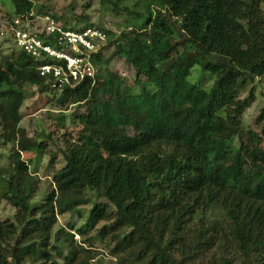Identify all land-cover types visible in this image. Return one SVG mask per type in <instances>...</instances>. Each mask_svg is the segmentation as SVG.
Masks as SVG:
<instances>
[{
  "label": "trees",
  "instance_id": "obj_1",
  "mask_svg": "<svg viewBox=\"0 0 264 264\" xmlns=\"http://www.w3.org/2000/svg\"><path fill=\"white\" fill-rule=\"evenodd\" d=\"M100 1L131 22L118 33L95 26L106 43L87 55L99 72L61 88L60 101L85 111L69 115L78 135L38 202V171L22 153L41 158L50 134L29 137L21 108L25 84L52 88L37 69L54 62L19 50L0 59V146L11 144L0 199L15 209L0 220V264H94L92 240L113 234L119 264H264V127L240 119L255 101L242 90L264 76V0H138L135 10ZM10 2L13 17L33 10ZM116 56L135 70L133 84L109 70ZM194 66L210 87L188 80ZM87 205L82 225L55 230Z\"/></svg>",
  "mask_w": 264,
  "mask_h": 264
},
{
  "label": "rangeland",
  "instance_id": "obj_2",
  "mask_svg": "<svg viewBox=\"0 0 264 264\" xmlns=\"http://www.w3.org/2000/svg\"><path fill=\"white\" fill-rule=\"evenodd\" d=\"M33 4L32 14L37 17L35 25H41L39 18L48 15L56 16L58 27L66 30L80 29L85 24H91L95 27L102 25L108 29L118 33L122 28L129 27L130 18L127 12L121 9L115 11L108 4H101L100 0H30ZM138 0H119V7H128L130 10H135L134 5ZM14 8L10 0H0V59L2 57L11 56L12 53L18 50L14 47L11 39V34L8 32L9 18L13 17ZM33 29V28H32ZM111 49H106L105 54L108 55ZM97 68V73L100 68ZM109 70L118 74L128 85L134 83L135 70L124 63L119 56L114 57L109 64ZM96 73V74H97ZM212 77L204 75L198 66H194L190 82H200L204 87H210ZM253 88L255 101L242 114L241 123L245 129H251L260 132L264 127V123L256 124L255 120L262 108H264V76L255 79L249 83L240 94L243 99L248 96L249 89ZM26 99L21 108L22 121L20 126L26 130L29 137H32L36 132H44L50 134V138L46 140V150L41 158H37L32 153H22V158L29 163L30 170L37 169L35 179L37 181L38 190L33 199V202H38L44 199V193L50 188V177L53 170L59 169L62 163L61 151L65 148L66 141H72L78 135L79 128L68 119L73 113H83L85 107H73V104L60 101L61 89L54 90L50 87L38 90L35 87L24 85ZM207 89V88H206ZM62 105V106H60ZM64 116L65 121L63 126H59L57 117ZM11 144L0 146V167H4L8 163L9 148ZM50 151V152H48ZM51 154L53 158H51ZM89 205L83 207V217L78 215L70 216L64 214L58 217L56 229H67L70 223L76 228L82 225L86 219ZM15 209L6 201L0 199V220L13 219ZM101 225V224H100ZM99 225V226H100ZM98 226V227H99ZM94 231L90 232L87 237H93ZM76 241H80L78 235H74ZM120 236L113 234L107 237L104 241H99L96 238L92 240V246L87 248L91 250V254H95L94 264H119L122 254H117L112 251L115 246V241L119 240ZM135 240V238H134ZM133 241V240H131ZM88 246V245H87ZM86 247V246H85ZM89 247V246H88ZM137 247V246H135ZM120 251V250H118Z\"/></svg>",
  "mask_w": 264,
  "mask_h": 264
},
{
  "label": "built area",
  "instance_id": "obj_3",
  "mask_svg": "<svg viewBox=\"0 0 264 264\" xmlns=\"http://www.w3.org/2000/svg\"><path fill=\"white\" fill-rule=\"evenodd\" d=\"M32 12L15 16L7 29L17 50L23 51L36 60L51 59L54 63H43L38 67L41 76L52 79V88L74 87L81 80L92 78L97 73L88 55L97 52L105 45L106 35L96 27H87L82 31L64 30L58 27L52 16L39 18ZM33 28V29H32ZM55 36L54 45L45 44L42 38Z\"/></svg>",
  "mask_w": 264,
  "mask_h": 264
}]
</instances>
